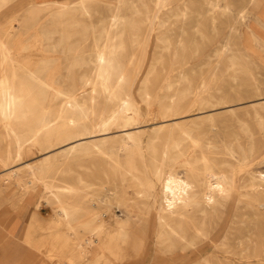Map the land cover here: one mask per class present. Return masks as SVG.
Listing matches in <instances>:
<instances>
[{
    "label": "rangeland",
    "instance_id": "rangeland-1",
    "mask_svg": "<svg viewBox=\"0 0 264 264\" xmlns=\"http://www.w3.org/2000/svg\"><path fill=\"white\" fill-rule=\"evenodd\" d=\"M95 1L97 5L95 6L94 4L89 7L90 17H86L77 7L79 0H55L41 3L35 0H11L12 10H19L17 19L21 25L29 16L32 8L40 11V15L35 20L37 25L34 30L22 38L25 42L34 40L38 48L34 51L35 56L33 59L21 63L26 64L33 70L44 62L47 66L45 70L47 75L65 77L71 62H86L89 65L76 68L73 73L75 77L83 73L90 74L94 63L93 59L90 58L94 53L92 50L91 30L94 27L98 29L99 26L97 36H99L98 43L101 44L104 33L99 20L108 18L110 16L109 8L115 5V0ZM206 1L214 0H187L188 13L182 23L180 22L181 25L179 24V28H182L179 29L181 44L178 53L168 39L166 42L163 41V43L160 41L151 44L150 54H152L153 47L151 62H138L139 58H136L135 62H118L119 72L124 79L121 93L126 94L130 86L135 84L134 101L136 108L141 112L143 111V127L140 129L134 127L128 130L113 128L97 139L105 138L103 145L101 144L100 147L110 155L118 154L120 156L118 160L125 165L128 156L124 152H119L118 138L127 132L134 133L139 130L142 150L141 154H135L133 156L134 160H132L136 177L127 173L120 175L119 170L110 157L99 156L96 153H92L93 155L91 154V156L80 155L79 152L62 154L61 151L66 148L77 145L80 142L92 140L73 138L76 127H72L66 132L70 134L69 136L56 140L50 147L41 143L31 144L28 152H22L18 160L10 161L6 167H3L0 162V200L2 202L20 203L26 196H32L34 192L37 194L39 202V208L37 209L45 214H47L46 211L49 209L50 215H54L59 204L50 191L43 187V183L53 187H64L65 184H73V178L75 177L76 180H81V182L78 180L76 182V186L80 188L70 195L60 197L61 204L70 209L68 210L69 217L79 218L81 221L87 216V213L95 212L101 215L106 212L108 205L111 211L117 214L118 209L116 207L122 199H125L128 204L133 201H148L146 194L150 193L152 188H150L148 181L149 173L147 174L145 171L146 169L151 170L154 165L157 166L161 163L162 152L168 144L171 154H176L177 150H180L181 153L189 155V157L175 156L179 157V164L185 163L187 158L191 161L197 160L200 157V153L203 152L218 174H223L225 171L235 167L239 168V165H241L244 188L241 190L242 196L233 194L230 199V205H225L218 191L214 202L212 201L213 204L210 202L207 205V201L202 196L203 185L198 176L200 172L197 171L200 169V163L194 165L196 168L194 172L197 175L192 173L188 176L186 169H179V167L175 170L177 174L175 171H168L165 179L172 182L170 184L172 188L166 189L167 192L174 194L176 198L173 211L178 216H174L173 219L174 221L179 219V238H165L164 236L156 238L159 244L153 245L151 255H149L144 264H156L163 258L175 255L179 256V264H247L244 260L241 261L238 256L233 255V252L239 251V248L235 249V246H237L240 239L244 241L242 247L248 248L249 252H253L254 248L264 252V207L258 205L259 203L264 205V0H255L254 5L252 0H226L231 5L234 4V6L249 4L251 12L256 16H260L259 24L262 26H254L255 36L259 39L257 44L245 45L246 36L244 33L241 35V39H232L228 46V51L229 56H232L231 58L234 57L235 61L232 59L227 64L219 62L221 50L220 52L217 50L224 48L227 38L232 36L228 33V28L225 25L226 22L232 20L225 21V18L217 17L212 23L208 16L201 15L199 5L201 3L204 4ZM226 1L217 0L220 11L224 9ZM132 3L135 5L131 7L134 8L135 6L136 9L143 12L142 16L145 15V18L150 17L149 10L152 4L150 0H133ZM30 4L31 6H27ZM56 7H60L59 10L61 11H56ZM170 7L168 6L167 8ZM234 8H231L233 12ZM11 12L9 11L8 13ZM125 13L128 14L127 12ZM131 20L134 22L136 19L131 18L126 20V22ZM136 24L133 33H136L138 29ZM19 31L23 33L20 27L19 30L14 29L12 34H17ZM4 32L5 28H0V34L2 35ZM166 34L170 36L178 35L177 32L169 33L168 30L164 29L162 37ZM62 38L63 42L61 44H64L65 41L66 44L70 40L69 44L76 46L74 47L77 48L76 52L84 58L77 60L71 55H63L65 52L56 46L59 45ZM126 45V50L130 53L131 49L128 42H126ZM138 54V49H136L135 56ZM178 55L179 57L183 56L184 62H176ZM154 67L155 69H153ZM234 78L235 81H233ZM87 89H90V87ZM200 92L202 100L194 102L195 94ZM165 95L174 98L176 104L178 103L180 111H178V116L172 117L170 112H167V118L161 117L158 115L159 104L157 102L148 108L146 107L145 103L148 99L151 100L155 96L161 98L162 96L165 97ZM210 98L213 99L211 100ZM142 101L145 102L143 103ZM44 103L45 106L43 105ZM215 103H217V106ZM91 108V111L89 110L91 114L86 121L89 126L97 125L100 118L108 115V109L104 108L101 103ZM228 110L231 112L230 114L227 112ZM55 111L56 106L51 105L50 114H47L48 107L46 102L40 101L36 105L35 111L27 115L25 120H19L16 126L19 132L27 134L28 123L33 117L46 118L49 115H54ZM209 114L211 116H208ZM201 117L204 118L202 119ZM211 120L212 122H210ZM176 123H179L181 129L187 131L189 135L191 134L190 139L180 135V128L178 129L176 126L171 130L172 140L168 139L169 129L171 125ZM260 124L261 126H259ZM155 129L157 132H155ZM2 135L3 129L0 127V160H6L8 156L14 158V144L3 139ZM250 138L252 140H249ZM151 140L152 142H150ZM172 144H179L178 149L174 148ZM250 145L251 147H249ZM231 152L235 154L233 155ZM48 156L50 157L49 160L44 163L45 158ZM64 158L66 159L64 160ZM175 164L176 162L173 161V158L168 160V165ZM12 171L17 173L16 178L10 176ZM32 172L41 181H37L33 177ZM133 180L135 181L133 182ZM87 184H92V188L89 189L84 186ZM251 185L255 186L252 190L250 188ZM167 186L170 187L169 185ZM55 190L53 189V191ZM192 190H194V194H191L193 193ZM245 193L247 194L243 195ZM107 195L108 198L105 197ZM139 196L142 197L139 198ZM101 198L107 203H100L99 199ZM90 200H92L91 203ZM141 209H143V206H141ZM180 215H182V218H179ZM110 222L114 224L116 221L112 218ZM91 229L94 230V227H91ZM198 231L199 233L202 231L203 234L201 233L199 236ZM83 236V234H79L76 238L82 239ZM181 236H184L183 239ZM204 247L205 250L202 252V256L200 254H197V256L196 253H199V250ZM163 249H168V253L161 254L158 251H163ZM65 252L60 258L56 257L54 253H50L49 257L46 256V260L52 264H68V259L73 256L74 258L77 257L78 264H85L92 259L91 255L87 259H83V257L80 259L76 252L74 254H71V252L65 254ZM207 253H209V256H206ZM125 261L128 262L129 259L125 258L119 262L114 259L111 263L105 259V261L102 260L101 262L102 264H123ZM250 262V264H256L254 260Z\"/></svg>",
    "mask_w": 264,
    "mask_h": 264
},
{
    "label": "bare ground",
    "instance_id": "bare-ground-1",
    "mask_svg": "<svg viewBox=\"0 0 264 264\" xmlns=\"http://www.w3.org/2000/svg\"><path fill=\"white\" fill-rule=\"evenodd\" d=\"M132 1L133 0H115V5L109 8L110 16L106 19L101 18L99 20L103 27L101 28L102 32L104 33L101 44L98 43L99 36H97L99 26L98 29L94 27L91 30L93 42L92 50L94 53L92 56L90 55V58L93 59L94 63H91L92 67L90 74L83 73L75 77L73 70L76 68H81L83 67V65H89V63L71 62L69 68L67 69V75L65 77H55L53 75L50 76L46 74L45 70L47 66L44 62L41 66L33 70H31L26 64L21 63L28 62V60L33 59L35 56L34 51L38 48L36 47L37 43L34 40H31L30 42H25L22 38L26 34H29L32 30H34L35 26L37 25V21L35 20L40 15V11L34 10L32 8L29 12V16L23 21L21 25L20 21L17 19V13L19 12V10H12L11 0H0V28H5V32L2 35L0 34V127L3 129V139L8 140L9 143L12 142L15 146L14 158H10L8 156L6 160H0L3 167L9 165L10 161L13 162L15 160H18L22 152H28L30 150L31 144L41 143L46 144L50 147L51 144L56 140H60L64 136H69L70 134L66 132L72 129V127H76L73 138H87L92 140H88L87 142H80L79 144L76 143L77 145L62 150V154H71L72 152H79L80 155L91 156L92 153H96L99 156L110 157L111 161L115 163L117 169L119 170L120 175L127 173L129 175H132L133 177H136L134 174L135 167L132 165V160H134L133 156L135 154H141L142 150V141L139 130H136L137 132L134 133L127 132L125 135H121L118 138L119 152H124L128 156L125 165L120 160H118L120 158L118 154L110 155L108 152H104L103 149L100 147L101 144L103 145L105 138L97 139L98 137L105 135L106 132H109L113 128H117L119 130H128L134 127H137L138 129L143 127V111L141 112L139 109L136 108L134 101L135 84L130 86L126 94L121 93L124 79L119 72L118 62H135L136 58H139L138 62H151L153 55V47L152 54H150L151 44H155L160 41L163 43V41L166 42L168 39L170 40V43L174 45L175 51L178 53L181 44V41L179 40V29L182 28H179V24L181 25L182 21L188 13V10L186 6L187 0H150V2H152L149 10L150 17L145 18V15H141L143 12H141L139 9H136L135 6L134 8L131 7L135 5L132 3ZM254 2L255 0H252L253 5ZM94 4L95 6L97 5L95 0H79L77 7L83 12V15H85L86 17H90V12L88 11V9ZM27 6H31V4ZM168 6L171 7L167 8ZM231 6L235 7L234 12L231 10ZM59 8L60 7H56L55 10L61 11L59 10ZM199 9L202 13L201 15L208 16L212 23H214L217 17L225 18V21L229 19L232 20L230 22L225 23L226 28H228V33L232 36L227 38L224 44V48H220L217 50L219 52L221 50L219 62L227 64V62H230V60L234 59V57L231 58L232 56H229L228 46L230 45L232 39H241V35L243 33L246 36L244 43L245 45L257 44V42L259 41V39H257L255 36L254 26H261L259 24L260 16H256L251 12V10L249 9V4L234 6V4L231 5L230 2L226 1L224 9L220 11L219 6L217 4V0H214L206 1L204 2V4L201 3L199 5ZM9 11L12 12L8 13ZM125 12H127L128 14H126ZM131 18H135L136 20L134 22H132V20L127 21V23L126 20H130ZM135 24L138 26V29L136 33H133V30H135L136 28ZM20 27L23 33L19 31V33L17 34H12L14 29L19 30ZM164 29L168 30L169 33L177 32L178 35L170 36L169 34H166L162 37ZM69 41L70 40H68L66 44V41L64 42V44H61V42H63L62 38L59 45L56 46L59 49H62L63 52H65V54L62 52L63 55H71L74 58H77V60L83 59L84 57L76 52L77 48H74L76 46H73V44H69ZM126 42H128L129 47L131 49L130 53H128L126 50ZM136 49H138L139 52L137 56H135ZM176 62H184L183 56L179 57L178 55ZM153 69H155V67ZM233 81H235V78ZM88 87H90V89H87ZM187 91L190 92L189 90ZM183 92L185 91L183 90ZM200 94L201 92L195 94L194 102L202 100ZM40 101L46 102V106L48 107L47 114H50L49 109L51 105L56 106L55 114L49 115L46 118H39L36 116L33 117V119L28 123L29 129L27 134H22L21 132H19L16 123L19 120H25L27 115L32 114L35 111L36 105ZM155 102L159 104L158 115H160L161 117L167 118V112H170V116L172 117H176L179 115V105L178 103L176 104L174 98L167 97L166 95L165 97L162 96L161 98L159 96H155L151 98V100L148 99L145 105L148 108L152 106V104H154ZM100 103L104 108L108 109L107 117L100 118L97 125H87L86 121L88 119V116L91 114L89 110L92 109L91 107L98 106ZM215 104L217 106V103ZM43 105L45 106V103ZM227 112H229V110ZM230 113L231 112H229V114ZM208 116L211 115L209 114ZM206 120L207 119H205V121ZM210 122H212V120ZM239 124L241 125V123ZM175 126L178 129L180 128V135L188 137L190 139L191 134L189 135L187 131L181 129L179 123H176L174 125H171L169 129V140H172L171 130H173ZM259 126H261V124ZM159 129H161V127H159ZM155 132H157L156 129ZM249 140L252 139L250 138ZM150 142H152V140ZM178 145L179 144H174L173 146L174 148H177ZM249 147H251V145ZM177 155L189 157V155L181 153L180 150H177L176 154H171L170 147H168L167 144L161 155V163L157 166L154 165V168H152L151 170L146 169L145 172H147V174L149 173L148 181L150 184V188H152V191L146 194L148 201H133L132 203L128 204L125 199H122L118 202V206L116 207L118 209L117 214L111 211L109 205L106 208V212L101 215L95 212L91 213L90 220L94 221L96 224L94 226L93 233L97 235L96 239H98L99 244H101L98 246L99 248H101L102 253L107 258V261L112 262L114 259L120 261L124 260L125 258H128L130 262L128 261L127 264H144L146 263V260L148 259L153 249V245L159 244L156 238H158L159 236H164L165 238H179V219H177L176 221H174L173 219L174 216H178L176 212L173 211L175 207L176 198L174 194L167 192L166 189L172 188L170 186L172 182H170L169 180L167 181L165 179L166 173L168 171H175L179 167V169L185 168L186 174L188 176H190V174L192 173H194L195 175L196 172L194 171L196 170V168L194 167V165L200 163V169L197 171L200 172V174L198 173V176L203 185L202 196L204 200L207 201V205L210 202L213 204L217 191L218 193H220L225 205H230V199L233 197V194H240V196H242L241 190L244 188V185L242 183L243 181L241 174L243 173V170L241 169V165H239V168L235 167L230 169L229 171H225L223 174H218L214 170V167L208 162L203 152L200 153L199 159L191 161L189 158H187L185 160V163L183 162L182 164H179V157H175ZM49 156L45 158L44 163L49 160ZM171 158H173V161L176 162L175 165H168V160ZM65 159L66 158H64V160ZM16 175L17 173L15 171H12L10 176L12 178H16ZM33 175V177L37 181H41L37 178L35 173H33ZM73 179V184H65L64 187H53L46 183H43V187L50 191V193L53 195V198L60 205L58 207V210L55 211L56 218L66 226V232L68 233V235L76 237V233L73 227L70 226V221L68 220V209L64 207L60 202L61 196L70 195L75 190L80 188L79 186H76V182L78 179L76 180L75 177ZM78 181L81 182L80 179ZM134 181L135 180H133V182ZM167 185H169L170 187H168ZM84 186L90 189L93 185L87 184ZM254 187V185H251V190ZM53 189L56 190L53 191ZM192 191L193 193L191 194H194V190ZM246 194L247 193L243 195ZM105 197L108 198V195ZM141 197L142 196H139V198ZM91 202L92 200H90V203ZM99 202L104 204L107 203L102 198L99 199ZM258 205L264 207L262 203H259ZM141 206H143V209H141ZM112 218H114V220L116 221L114 222V224L110 222V219ZM179 218H182V215H180ZM201 233L203 234L202 231ZM201 233H199V236ZM204 235L206 236V234ZM183 237L181 236L182 239ZM57 238H60V236H57ZM95 240L91 241V244L88 246L89 249L92 247V244H95ZM192 241L194 242V240ZM51 244L52 242L50 244L45 243L44 247L47 248L48 245L51 247ZM243 244L244 241L240 239L237 246H235V249L239 248V251L233 252V255L238 256L241 261L244 260L245 262H247V264H250L251 260L256 261V264H264V252H261V250L257 248H254L253 252H249L248 248L242 247ZM110 246H115L116 253L106 252L108 250V247ZM64 247L65 245L61 247L59 246L54 250V252L58 254L64 250ZM77 247L78 249H81L83 247L80 241L78 242ZM204 250L205 247L199 250V253H196V255L200 254V256H202V252ZM158 251L161 252V254L168 253V249H163L164 252L162 250ZM207 255L209 256V253H207L206 256ZM67 263L73 264L70 260H68Z\"/></svg>",
    "mask_w": 264,
    "mask_h": 264
},
{
    "label": "crops",
    "instance_id": "crops-1",
    "mask_svg": "<svg viewBox=\"0 0 264 264\" xmlns=\"http://www.w3.org/2000/svg\"><path fill=\"white\" fill-rule=\"evenodd\" d=\"M35 1L41 3L55 0ZM23 200L20 203L2 202L0 200V264H52L46 260L49 254L54 253L56 257L60 258L63 256L64 251H66L65 254L67 252H71V254L76 252L80 259L82 257L87 259L91 255L92 259L85 264H100L102 260H107L98 246L101 244L96 239L97 235L91 229L96 224L90 220V213H87V216L81 221L79 218L69 217L70 226L73 227L76 237L79 234L84 235L82 239H77L72 235H68L66 226L56 219L55 212L54 215H50L49 209L46 211L47 214L37 209L39 208L37 194L33 192L32 196H26ZM59 206L56 207V210H58ZM13 211L16 213H10ZM56 235L60 236V238H57ZM92 240H95V244H92L89 249L88 246ZM79 241L83 246L81 249L77 247ZM51 242V247L49 245L47 248L44 247L45 243L50 244ZM64 245L62 252L58 254L54 252L56 248ZM106 252L116 253L115 246L108 247ZM76 258L72 256L68 260L73 264H78ZM107 262L111 263L110 261ZM167 263L179 264V256L163 258L156 262V264ZM123 264H127V261Z\"/></svg>",
    "mask_w": 264,
    "mask_h": 264
}]
</instances>
